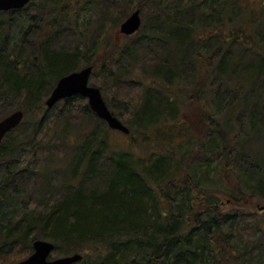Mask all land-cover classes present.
<instances>
[{"label":"trees","instance_id":"16d2710c","mask_svg":"<svg viewBox=\"0 0 264 264\" xmlns=\"http://www.w3.org/2000/svg\"><path fill=\"white\" fill-rule=\"evenodd\" d=\"M38 1L41 6L31 13L23 14L35 0L21 10L0 12V105H8L13 96L24 104L18 110L25 114L23 123L0 146V264L17 250L25 252L18 262L26 259L37 239L55 244L52 256L83 255L76 264H264V220L240 229L247 222L245 212L224 214L221 202L199 189L195 167L191 168L196 164L205 170L208 161L202 156L212 153L222 160V172L226 173L239 157L235 189L241 187L264 198V17L246 20L242 12L248 10L242 0H181L180 4L174 0L168 8H155L148 37L133 46L127 42L119 46L120 35L116 42L114 36H105L113 20L111 8H106L96 29L99 36L83 38L77 48H68L59 41L72 40L74 28L68 23V12L75 11L81 0ZM132 1L122 0L126 4ZM137 1L138 9L149 3ZM23 16L29 25L26 32L36 30L37 34L38 29H44L48 33L39 46L24 39L20 49L11 47L10 30L17 20L26 19ZM117 23L113 21L112 28ZM157 40L165 41L169 56L163 49L158 54L150 43ZM54 43L61 50H50ZM143 45L155 55L151 62L157 64L152 72H143L145 77L149 75V82H141L148 91L143 90L130 108L138 134L144 143L158 142L150 128L164 121L169 130L159 141L177 147L176 152L186 142L202 141L196 158L192 149L180 151V161H175L176 152L154 150L147 164L137 160L133 150L113 149V131L92 112L87 99L78 95L60 101L64 110L55 118L49 116L45 101L60 78L92 66L91 82L98 63L113 51L111 62L103 60L99 66L100 77L128 83L139 57L137 46ZM211 71L226 76L220 82L226 88L209 89ZM192 78L197 82L192 100L204 99L207 104L211 100L219 109L226 108L227 116L225 125L207 120L201 134L195 136L192 131L190 139L184 130L180 132L185 123L169 120L179 113L183 94L172 88L181 86V79L189 82ZM78 101H86L81 109L85 119L75 124L70 116L76 109H65ZM108 107L120 118L121 107ZM30 110L34 121L28 124ZM238 110H248L250 135L233 131L234 122L240 120ZM7 114L2 112L0 120ZM130 130L128 136L135 139ZM254 133L256 138H252ZM179 136L183 143L176 140ZM243 138L255 147L247 157L235 154ZM47 148H51L48 164L38 168L41 159L37 157L45 155ZM27 157L36 162L21 167ZM182 163L187 164L185 175L179 173ZM230 195L233 202L238 200L235 191ZM233 226L240 229L236 236L228 230Z\"/></svg>","mask_w":264,"mask_h":264},{"label":"rangeland","instance_id":"374dc122","mask_svg":"<svg viewBox=\"0 0 264 264\" xmlns=\"http://www.w3.org/2000/svg\"><path fill=\"white\" fill-rule=\"evenodd\" d=\"M57 1H61V0H57ZM173 1L174 0H149V3L147 5H144L143 8L140 9L141 10V18H142V29L136 35L132 36L129 39V41H126V40H123L124 38H126V36L119 34L120 25L135 10L138 9L137 8V5H138L137 0H133L129 4L123 3L122 0H81V3L78 5V7L75 11L71 10L70 12H68V16H69V22L68 23L70 26H72L74 28V31H73L74 33H73V35L70 36V38H72V40H69V42H63V40H61L59 42L61 45L67 46L68 48H77L78 47L77 45L79 44L80 40H82V41L84 40L83 38L98 37L99 34H96L97 26H99L98 22L101 21V19L104 16L103 11L106 8H108V9L111 8V10H110L112 12L111 18H113V20L111 22H109V24L107 25V29L105 31V33H106L105 36L106 37L111 36V38H112V36H114V39L116 42V39H117L116 35L117 34L120 35V36L117 35L118 38L120 39V41L118 42L119 46H120V44L123 45L124 44L123 42H127L131 46H133L134 43L139 44L141 42L142 38L148 37L150 34V31H151L150 16L154 13L155 8H157V11H160L162 8H168V6L174 4ZM180 1L181 0H176V2L178 4L181 3ZM155 2H159V5H155ZM240 2H241V0H240ZM241 3H243V6H245L248 10L247 12L246 11L242 12L243 17H246V20L248 18H251L254 16L264 17V8H263L264 0H242ZM41 4H42V2H39L38 0H35L34 3L31 2V6H29L30 8L26 12H23V14L34 12L35 8L38 5L40 7ZM259 11H261V13H258ZM33 14H37V13H33ZM21 15L22 14H20L19 16H21ZM23 17H25L26 19L20 18L19 20H17L15 22L14 26L10 30L11 36L13 37V39H12L13 45L11 47L14 48V46H16V48L20 49V46L23 45L22 41L24 39L28 43L30 42V40H32V42L35 44V46L36 45L39 46V43L44 39L43 36L46 37L48 35V33L45 32L44 29H38L37 34H36V30L32 31V33L26 32V27L29 25H27V16H23ZM115 20H118V23H117L118 25L116 28H112L113 21H115ZM235 22H237V21L235 20L233 23H235ZM28 24H29V22H28ZM21 27H23V28H21ZM20 30H23L22 31L23 33L22 32L19 33ZM142 30H143V35L141 34ZM156 38H158V37H156ZM151 41H152V38H151ZM28 43L25 44V46L29 47L30 45ZM148 43L149 42H147L145 44H148ZM150 43L152 45H154L155 48L159 51L158 54H160L162 49H163V51H165L164 55L169 56L171 54V50H169L165 46L166 43L164 40L163 41L157 40L156 44L154 42H150ZM161 43L164 46H161ZM144 45L143 46H137L139 48L138 49L139 50V53H138L139 57L137 58L136 63L134 65L135 67L133 68V69H135V72H133V75L127 80L128 83H124V82H119V84L113 83L110 80L105 81L104 78L102 79L100 77V73L102 72V70L99 68V66L102 65L103 60L105 62L107 60L108 63L111 62V56H113V53H112L113 51L110 52L101 61L98 57H95V60L100 61V62L98 63L99 65H98L97 69L95 70V72L97 73L96 77L93 78V80L90 83L94 86L99 87L101 89V91L103 90L102 95H103L104 100L108 104V106H109V104H115L119 108L120 107L122 108L123 111H121V113L119 114L120 119L122 120V122L126 126H128L129 128H131L134 131L132 136L135 139L129 137L128 135H124L120 132L113 131V133L111 134V140L112 141L110 142L113 149L124 150V151L127 150L128 152L133 150L134 157L137 158V160L145 161V163L148 164L150 161V157H151L150 151L154 152V150L155 151L160 150L163 153L168 152V151H173L175 153L177 150V147H175V146L170 147V146H167V145H165L159 141L161 138H163L162 134H164L165 132H167V134H168L169 126L166 124V122L163 121L160 124L155 125V126L150 128V134L153 135L154 137H158L159 140H158V142L150 141L149 144H148V142H145V143L143 142L144 139L141 138V135L139 136V134H138L139 129H137V127L135 125V118L133 115V110L130 108H132L133 106H135L137 104V102L139 101V97L142 94L141 92L143 90L148 89L144 86V84L141 83L143 81L149 82L148 81L149 75H146V77H145V75H143V72L148 73L147 70L149 72H152L154 65L157 64V63L153 64L151 62V59L155 61V59H156L155 55L152 52L146 51L145 50L146 47H144ZM49 49L58 51V50H61V47L57 46V43H54L49 47ZM36 52H38L37 49H36ZM249 53H251V52H249ZM208 54L209 53H207V54L205 53L204 55H208ZM215 73H216V76H215ZM208 74L212 75L211 85H209V89H211L213 91V89L216 88V90L218 89L220 91L222 88V85H223L220 82L222 80H226V76H221L220 73H218L217 71H211V72H208ZM202 77L204 78V75H202ZM181 82H183L181 84V86L176 87V85H175L172 88V90H175V92H177L178 94H180L182 92L185 95V92L182 91V88H184V89H186V95L184 96L183 94L182 95L180 94L181 96L179 98V103H180L181 107H180L179 113L176 115V117L174 119L169 120L170 123H172V122H175V123L183 122V123H185L186 125H184L180 129V132H182L184 130L185 131L184 134H188L187 137L190 139H191L190 134L192 133V131H193V135H195V136H199L201 134L202 131H200V128L205 126L204 123L209 119L215 120V121L218 120L221 124L225 125L226 116H227L226 108L219 109L213 103L210 102L211 100L209 101L208 104L204 103V99H203V102H198L197 100H192V97H193L191 95L192 91H193L192 88L197 83L195 78H192L191 81H189V82L187 79H181ZM146 86H148V85H146ZM225 86L223 85L224 88H226ZM234 86H235V84L231 85L229 88H233ZM165 88H167V91L169 90L168 86H166ZM159 89H161V88H159ZM151 90H153V89H151ZM154 92L155 91H152V93H154ZM155 93H157V92H155ZM186 96H187V98H186ZM7 101L9 102L8 105H6V106L0 105V114L2 112H4V113H8L7 115H10V114L14 113L15 111H17L18 109H20V107H23V105H24V104H22V102L19 101V99L16 101L13 98V96L10 99H8ZM86 101L88 102V100H86ZM86 101H78L73 105V108H72V106H69L68 107L69 109H65V110L76 109L74 111V113H72V116H70L71 117L70 119L72 120L73 123L76 124V123H79L85 119V114H83L81 112V109L83 108L84 102H86ZM214 103H215V101H214ZM45 106H46V101H45ZM206 107H207V109L204 110V108H206ZM46 108H47V106H46ZM47 110H51L49 116L55 118L60 113L61 110H64L63 102L59 103V107L56 111H53V108L52 109L47 108ZM28 112H29V114H31V116H30V118L28 117L27 123L30 124L29 122L34 121L33 116H32L34 111L30 110ZM71 112H73V111H71ZM5 117H3V118H5ZM237 117L238 118L240 117V120H236V122H234V127H233L234 133L235 134L247 133L248 135H250L249 134L250 131H247V129L249 127L248 110H238ZM242 117L245 118V119L243 118V121H242ZM3 118H1V120ZM24 119H25V117H24ZM24 119H23V121H24ZM181 120H183V121H181ZM23 121H22V123H23ZM28 124H26V125H28ZM154 132H156V133L153 134ZM252 135H253L252 138H256L255 133ZM179 138H180V142H182L183 139L181 136L176 138V140ZM244 141H248V140H246L244 138L239 140L241 145L239 143V145L236 147L237 150H236L235 154H238L241 152L240 154L246 155V157H247L251 153L250 150L251 149L255 150V147L251 144L248 145ZM49 142L50 141H48V143ZM53 142H54V144H57L55 141H53ZM201 142H199L198 140H194V141L186 142L183 145H181V146H183V148L178 150V152H176L177 156L175 158V161H180L181 153H183V152L186 153L189 150L191 151V149H192V152H191L192 156H194L196 158L198 156V148H197L198 146L197 145L200 144ZM174 145H176V144H174ZM63 149H66V148H63ZM50 150H51V148H47L46 149L47 153L45 155L37 157V158L41 159V163L37 165L38 168H41L43 165L48 164V160L50 159V157H49L50 156L49 155ZM180 151H181V153L179 154ZM211 154L212 153H210V154L206 153L204 156H202L204 161H208V163L205 162V164H206L205 170H201L196 164H195V166L191 167L192 169L195 167L194 171L196 173V178H198L196 181L197 182L200 181L199 182V187H200L199 189L204 191L205 193L207 192V194H209L210 196L216 197L221 202V207L224 208L223 209L224 214H229L228 212H230L232 210H235L237 212L235 214H237V215H239L241 212H245V217H246L247 222L242 223L240 229L247 227V225L252 224L254 221H257L258 223H260L259 222L260 220L263 221L264 220V198L261 196L251 195V193H248L247 191H242L241 187H240V190L235 189V187L238 185L237 181H238V175H239V157L232 161L230 170L226 171V173H223L222 172V160L220 158L219 159L215 158ZM188 160H189V158H188ZM35 162L36 161H35L34 157H27L23 161V164H21L20 166L21 167H22V165L28 166V165H31V163H35ZM185 165H187V164L182 163V169L179 171L180 174H183V175L186 174L187 170H186ZM37 181H39V179ZM32 182H35V181L32 180ZM53 184L56 185L54 182H53ZM232 191H235L236 197L238 198V200L237 201L235 200V202H233L231 195H230ZM230 201H232L233 204L232 203L230 204L229 203ZM240 229H239V226H233L232 229H230V227H229L228 230L234 236H236V231L238 232V230H240ZM228 235H230V234H228ZM245 239H247V238H245ZM262 246L264 247V243ZM24 254H25V252H22V250L21 251L17 250L14 254H11L6 259L4 264H13L14 262H18L20 259H22L24 257ZM73 254H75V253H73ZM73 254H70V255H73ZM64 256H68V255L62 256V255L58 254V255L51 256V258L57 259V258L64 257Z\"/></svg>","mask_w":264,"mask_h":264},{"label":"water","instance_id":"95a60500","mask_svg":"<svg viewBox=\"0 0 264 264\" xmlns=\"http://www.w3.org/2000/svg\"><path fill=\"white\" fill-rule=\"evenodd\" d=\"M31 0H0V12L21 10ZM142 25L141 11H134L120 26V33L131 36L136 34ZM93 67L88 66L60 78L46 100L48 109H52L61 100L76 95L87 98L89 107L97 117L105 121L110 129L129 135L131 130L118 117H116L106 104L101 89L89 84ZM24 112L17 110L0 120V146L5 137L16 129L24 119ZM55 244L51 241L37 239L33 241V253L17 264H76L82 260L83 255L73 254L57 259H51Z\"/></svg>","mask_w":264,"mask_h":264}]
</instances>
